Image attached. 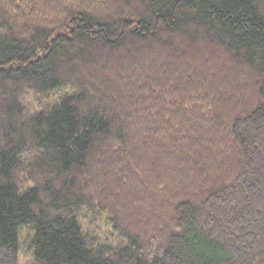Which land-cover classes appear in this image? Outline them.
Instances as JSON below:
<instances>
[{
  "label": "trees",
  "instance_id": "16d2710c",
  "mask_svg": "<svg viewBox=\"0 0 264 264\" xmlns=\"http://www.w3.org/2000/svg\"><path fill=\"white\" fill-rule=\"evenodd\" d=\"M21 251L264 264V0H0V264Z\"/></svg>",
  "mask_w": 264,
  "mask_h": 264
},
{
  "label": "rangeland",
  "instance_id": "374dc122",
  "mask_svg": "<svg viewBox=\"0 0 264 264\" xmlns=\"http://www.w3.org/2000/svg\"><path fill=\"white\" fill-rule=\"evenodd\" d=\"M67 89H58L53 93L48 94L45 97H36L33 94H29L26 97V106L30 113L38 112L41 108V105L37 101H41L43 105L52 106L57 103L64 95L68 94ZM80 221L82 223V228L84 231L90 233L95 239H98L100 242H106L110 244H121L122 241L117 237V234L113 231L111 225L107 222L106 216L100 213H95L92 216L81 212L79 214ZM6 264H10L9 258L6 259ZM13 261V260H12ZM14 264H31L30 257L25 254L24 251H21L17 259L12 262Z\"/></svg>",
  "mask_w": 264,
  "mask_h": 264
}]
</instances>
